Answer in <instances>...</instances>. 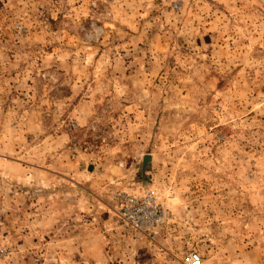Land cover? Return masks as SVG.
<instances>
[{"label":"rangeland","instance_id":"obj_1","mask_svg":"<svg viewBox=\"0 0 264 264\" xmlns=\"http://www.w3.org/2000/svg\"><path fill=\"white\" fill-rule=\"evenodd\" d=\"M191 251L264 264V0H0V264Z\"/></svg>","mask_w":264,"mask_h":264},{"label":"built area","instance_id":"obj_2","mask_svg":"<svg viewBox=\"0 0 264 264\" xmlns=\"http://www.w3.org/2000/svg\"><path fill=\"white\" fill-rule=\"evenodd\" d=\"M117 215L121 222L134 229L152 227L164 218V211L158 203L156 192L147 190L143 195L123 193L120 196ZM186 264H202V256L197 251L189 252L184 259Z\"/></svg>","mask_w":264,"mask_h":264}]
</instances>
